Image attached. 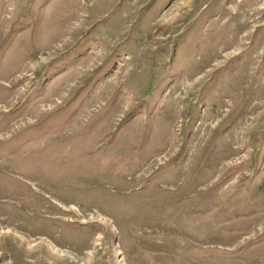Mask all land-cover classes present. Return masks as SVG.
Listing matches in <instances>:
<instances>
[{"label": "rangeland", "instance_id": "obj_1", "mask_svg": "<svg viewBox=\"0 0 264 264\" xmlns=\"http://www.w3.org/2000/svg\"><path fill=\"white\" fill-rule=\"evenodd\" d=\"M0 264H264V0H0Z\"/></svg>", "mask_w": 264, "mask_h": 264}, {"label": "bare ground", "instance_id": "obj_2", "mask_svg": "<svg viewBox=\"0 0 264 264\" xmlns=\"http://www.w3.org/2000/svg\"><path fill=\"white\" fill-rule=\"evenodd\" d=\"M56 209H57V207H56ZM59 210V209H58ZM67 215V214H66ZM20 233V232H19ZM30 238H32V241H36L38 238H34V237H31V236H29ZM26 238H28V237H26ZM28 240V239H27ZM49 241V240H48ZM28 242L30 243L31 241H29L28 240ZM48 243V242H47ZM56 245V244H55ZM36 246H40V242H37L36 244H33V245H31V247L29 248V250H34L35 248H37ZM48 246V245H47ZM54 246V245H53ZM50 248V247H49ZM52 249V251H53V253H50V254H52V258L55 260V261H57L56 259H61V257H60V255H58L57 254V252L56 251H54L53 250V248H50V250ZM59 250V249H58ZM33 252H35V251H33Z\"/></svg>", "mask_w": 264, "mask_h": 264}]
</instances>
